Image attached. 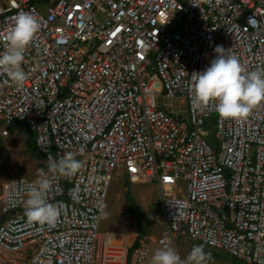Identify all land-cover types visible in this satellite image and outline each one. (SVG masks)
Returning a JSON list of instances; mask_svg holds the SVG:
<instances>
[{
  "label": "built area",
  "instance_id": "2783aa9c",
  "mask_svg": "<svg viewBox=\"0 0 264 264\" xmlns=\"http://www.w3.org/2000/svg\"><path fill=\"white\" fill-rule=\"evenodd\" d=\"M20 12L41 27L23 85L0 71V122L29 126L46 169L3 183L0 264H148L149 234L119 246L100 228L99 205L124 177L160 190V248L186 235L264 264V103L225 119L214 104L195 108L189 89L218 45L264 66V0H0V51ZM164 99L184 102L188 119ZM212 118L215 147L201 130ZM67 152L83 167L53 175L50 160ZM44 176L47 200L62 208L54 226L25 215L28 188Z\"/></svg>",
  "mask_w": 264,
  "mask_h": 264
},
{
  "label": "clouds",
  "instance_id": "9594fccd",
  "mask_svg": "<svg viewBox=\"0 0 264 264\" xmlns=\"http://www.w3.org/2000/svg\"><path fill=\"white\" fill-rule=\"evenodd\" d=\"M40 27L36 15L20 12L7 29L4 50L0 51V71L17 86L23 85L27 78L23 67L25 52ZM215 53L208 67L191 74L189 89L193 96L192 104L201 110L214 104L221 117L244 119L255 107L264 103V66L249 69L238 55L222 45L216 46ZM78 151L83 153L84 147L81 146ZM75 156L76 153L67 152L58 160H50V172L67 177L77 174L83 167V161ZM51 183V179L44 176L29 186L25 200V215L29 222L54 226L60 217L61 206L47 200ZM99 207L101 216L106 217V205L101 203ZM209 255L202 246L195 245L182 258L175 247L166 245L155 250L150 264H206Z\"/></svg>",
  "mask_w": 264,
  "mask_h": 264
},
{
  "label": "rangeland",
  "instance_id": "374dc122",
  "mask_svg": "<svg viewBox=\"0 0 264 264\" xmlns=\"http://www.w3.org/2000/svg\"><path fill=\"white\" fill-rule=\"evenodd\" d=\"M159 101V100H158ZM165 106L176 112V116L182 119H188V108L184 102L178 100L164 99ZM172 102V104H171ZM171 104V105H170ZM17 127L27 129V125L22 121H15L10 124L0 122V196L3 191V183L13 176H25L35 178L42 175L46 169V160L44 158L33 157L26 147L27 135ZM14 127V128H13ZM13 128V129H12ZM8 130V134L1 133L2 130ZM23 130V129H22ZM204 138L215 147L217 137L215 135L214 119L207 120L201 126ZM130 192L135 199L141 214L145 217L148 228L147 234L151 237L152 249L150 258L155 250L160 248L156 243L157 237L165 228L161 212V192L153 184L132 183L127 177L121 180H114L110 188L106 207L104 211L108 213L102 217L100 228L105 233H133L137 237L138 230L135 218L129 212L126 203V194ZM159 215V220L157 219ZM9 217L3 214L0 200V223ZM134 239V238H133ZM200 245L205 252L210 253L206 259V264H249L244 259L235 257L225 250H214L200 241H194L186 235H178L175 238L174 246L182 258L186 257L193 246Z\"/></svg>",
  "mask_w": 264,
  "mask_h": 264
},
{
  "label": "trees",
  "instance_id": "16d2710c",
  "mask_svg": "<svg viewBox=\"0 0 264 264\" xmlns=\"http://www.w3.org/2000/svg\"><path fill=\"white\" fill-rule=\"evenodd\" d=\"M14 129H20V131H24L26 133L27 135L26 147L33 157L44 158V155L37 149L36 136L31 131L28 125H27L26 130H24V128H22L23 129L22 130L21 127H17V126ZM126 203L128 205L129 212L133 215V217L135 218L136 224H137L138 236L135 242L133 243V247H134L138 244V237L141 235L147 234L148 228L146 225L145 217L141 214V210L137 206L135 199L130 192H127L126 194Z\"/></svg>",
  "mask_w": 264,
  "mask_h": 264
},
{
  "label": "bare ground",
  "instance_id": "6f19581e",
  "mask_svg": "<svg viewBox=\"0 0 264 264\" xmlns=\"http://www.w3.org/2000/svg\"><path fill=\"white\" fill-rule=\"evenodd\" d=\"M135 234L133 233H110L108 232V237L112 239V242L116 245L123 246L125 243L130 244L135 238Z\"/></svg>",
  "mask_w": 264,
  "mask_h": 264
},
{
  "label": "crops",
  "instance_id": "0c3cea01",
  "mask_svg": "<svg viewBox=\"0 0 264 264\" xmlns=\"http://www.w3.org/2000/svg\"><path fill=\"white\" fill-rule=\"evenodd\" d=\"M134 240V239H133Z\"/></svg>",
  "mask_w": 264,
  "mask_h": 264
}]
</instances>
